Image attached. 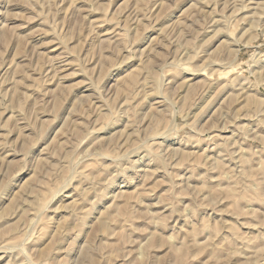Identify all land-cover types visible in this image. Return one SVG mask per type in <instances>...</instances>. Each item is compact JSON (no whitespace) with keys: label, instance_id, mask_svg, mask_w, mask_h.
<instances>
[{"label":"rangeland","instance_id":"rangeland-1","mask_svg":"<svg viewBox=\"0 0 264 264\" xmlns=\"http://www.w3.org/2000/svg\"><path fill=\"white\" fill-rule=\"evenodd\" d=\"M0 264H264V0H0Z\"/></svg>","mask_w":264,"mask_h":264}]
</instances>
